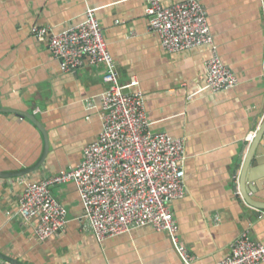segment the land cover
I'll return each mask as SVG.
<instances>
[{
	"label": "crops",
	"instance_id": "obj_1",
	"mask_svg": "<svg viewBox=\"0 0 264 264\" xmlns=\"http://www.w3.org/2000/svg\"><path fill=\"white\" fill-rule=\"evenodd\" d=\"M199 1L219 56L238 79L227 92L204 89L210 47L163 50L149 30L148 0H0V174L29 171L45 156L33 172L0 178L2 255L23 264H184L169 237L152 227L99 243L80 221L83 206L72 183L52 188L68 211L59 235L41 242L19 215L26 183L76 168L103 131L104 67L85 63L64 73L32 34L35 26L55 34L75 28L88 9L104 29L120 83L138 82L131 91L144 96L153 130L186 141L187 195L171 208L193 264L222 261L244 231L264 245V211L249 207L236 190L246 139L264 123V0ZM19 114L34 116L46 138ZM246 180L250 196L264 203V160L250 165Z\"/></svg>",
	"mask_w": 264,
	"mask_h": 264
},
{
	"label": "built area",
	"instance_id": "obj_2",
	"mask_svg": "<svg viewBox=\"0 0 264 264\" xmlns=\"http://www.w3.org/2000/svg\"><path fill=\"white\" fill-rule=\"evenodd\" d=\"M146 14L149 30L159 36L168 54L212 49V58L206 63L205 90L219 94L238 86L236 75L218 54L208 12L199 0H148ZM32 34L47 44L64 73H75L85 63L103 66L107 89L101 98L103 131L99 139L84 150L76 168L26 183L19 215L33 226L41 242L59 235L69 223L68 211L52 188L72 183L83 206L80 221L99 243L152 227L169 237L184 264H193L195 257L179 237L171 208L187 195L186 141L153 130L144 96L131 91L138 82L134 80L129 86L120 83L117 65L94 11L88 9L85 21L65 32L55 34L35 26ZM88 109L95 106L88 104ZM256 133L251 132L246 142L251 143ZM263 263L264 245L244 231L233 242L230 255L217 264Z\"/></svg>",
	"mask_w": 264,
	"mask_h": 264
},
{
	"label": "water",
	"instance_id": "obj_3",
	"mask_svg": "<svg viewBox=\"0 0 264 264\" xmlns=\"http://www.w3.org/2000/svg\"><path fill=\"white\" fill-rule=\"evenodd\" d=\"M19 115L25 116L29 120H31L38 127V129L41 131V133L46 138L45 130L43 129L41 124L38 122V120L34 116L29 115V114H19ZM263 145H264V123L259 128V130L257 131L254 140L251 143H246L244 148L242 149L243 154L245 156H242V158L239 162V165L241 166V174H240V180L238 179L239 182H238L237 188H236L237 194L240 195L241 200H243L249 207L257 210L258 212L264 211V203L258 202L250 196V194L248 192V188H247L246 175H247V171H248V169L252 163L255 165V164L262 163V161L264 160V158L260 159L261 157H264V150L262 148ZM245 150H247L246 154H245ZM44 159H45V156L43 157L41 162L35 168H33L29 171H25L23 173H18V174H11V175L0 174V178H13V177L24 176L27 173H30V172H33L34 170L39 169L42 166ZM238 169H240V167ZM0 259L4 260L10 264H23L17 260H13L12 258L4 256L1 253H0Z\"/></svg>",
	"mask_w": 264,
	"mask_h": 264
}]
</instances>
